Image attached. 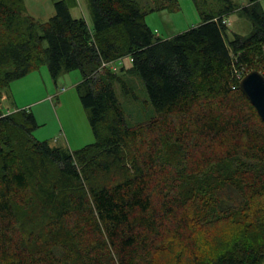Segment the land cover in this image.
<instances>
[{
    "label": "trees",
    "instance_id": "1",
    "mask_svg": "<svg viewBox=\"0 0 264 264\" xmlns=\"http://www.w3.org/2000/svg\"><path fill=\"white\" fill-rule=\"evenodd\" d=\"M87 1L91 25L71 14L76 0H53L43 22L23 0H0V264H166L168 253L264 264V121L239 87L248 71L264 74L260 0L241 8L251 33L232 38L230 0H192L200 22L168 38L146 14L178 0ZM42 64L80 71L92 143L51 145L32 135L31 109L4 110L10 81ZM129 76L152 106L132 123L115 89L129 93ZM226 222L256 233L201 256Z\"/></svg>",
    "mask_w": 264,
    "mask_h": 264
},
{
    "label": "rangeland",
    "instance_id": "2",
    "mask_svg": "<svg viewBox=\"0 0 264 264\" xmlns=\"http://www.w3.org/2000/svg\"><path fill=\"white\" fill-rule=\"evenodd\" d=\"M210 1L214 9L222 4L219 0ZM230 1L237 8L226 17L228 37L232 38L234 33L248 36L252 31V23L241 9L247 4V0ZM178 4L179 8L175 11L160 10L146 14V22L161 38H168L200 22L198 10L192 0H178ZM260 5L264 9V0H260ZM23 6L25 13L37 21H46L55 13L53 0H23ZM70 12L75 17L83 16L91 25V8L87 0H76L70 7ZM124 62L127 64L128 60L125 59ZM120 64L121 62H117V65ZM80 79L78 69L62 70L52 75L48 66L42 64L10 81L5 92L13 110L23 104L32 110L37 121V127L32 131L36 139L76 150L94 141L88 111L81 104L76 89ZM128 81L129 93L124 94L119 85L115 89L124 115L132 123L148 118L152 114V106L142 82L134 76H129ZM248 232L253 236L256 230H243V225L239 223H222L210 231V241L203 246L200 254L207 257L213 251L226 247L235 237ZM163 258L166 264H177L173 254L168 253ZM179 264L191 263L186 260Z\"/></svg>",
    "mask_w": 264,
    "mask_h": 264
},
{
    "label": "water",
    "instance_id": "3",
    "mask_svg": "<svg viewBox=\"0 0 264 264\" xmlns=\"http://www.w3.org/2000/svg\"><path fill=\"white\" fill-rule=\"evenodd\" d=\"M239 87L264 121V74L256 69L248 71L241 77Z\"/></svg>",
    "mask_w": 264,
    "mask_h": 264
},
{
    "label": "crops",
    "instance_id": "4",
    "mask_svg": "<svg viewBox=\"0 0 264 264\" xmlns=\"http://www.w3.org/2000/svg\"><path fill=\"white\" fill-rule=\"evenodd\" d=\"M2 105H3V108H5L4 110L5 111H12L13 108H12V105H11V102H10V99L9 97L6 95V92L4 93V97L2 98ZM27 107V106H26ZM23 105L19 106V107H16V109H19V108H26Z\"/></svg>",
    "mask_w": 264,
    "mask_h": 264
}]
</instances>
